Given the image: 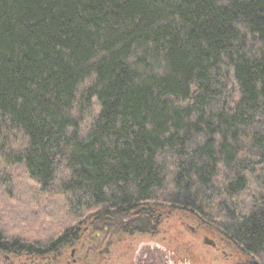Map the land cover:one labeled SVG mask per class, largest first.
Wrapping results in <instances>:
<instances>
[{
	"label": "trees",
	"instance_id": "1",
	"mask_svg": "<svg viewBox=\"0 0 264 264\" xmlns=\"http://www.w3.org/2000/svg\"><path fill=\"white\" fill-rule=\"evenodd\" d=\"M169 211L264 264V0H0V255Z\"/></svg>",
	"mask_w": 264,
	"mask_h": 264
},
{
	"label": "rangeland",
	"instance_id": "2",
	"mask_svg": "<svg viewBox=\"0 0 264 264\" xmlns=\"http://www.w3.org/2000/svg\"><path fill=\"white\" fill-rule=\"evenodd\" d=\"M16 184L21 188L18 178ZM22 211L29 210L24 208ZM0 226L23 231L22 223L17 219L7 220L0 216ZM47 228L34 232L41 233ZM72 250H75L73 258L77 259V262L70 264H81V255L86 250L83 243L61 249L54 264H69ZM141 252L151 253L155 263L157 261L156 264H239L243 261L237 248L228 244L217 233L198 226L183 214L169 211L165 212L159 227L152 234L112 235L99 249L100 256L97 257L96 263L133 264ZM47 261L46 258L45 262L37 263L23 256H12L10 260L0 255V264H48Z\"/></svg>",
	"mask_w": 264,
	"mask_h": 264
},
{
	"label": "flooded vegetation",
	"instance_id": "3",
	"mask_svg": "<svg viewBox=\"0 0 264 264\" xmlns=\"http://www.w3.org/2000/svg\"><path fill=\"white\" fill-rule=\"evenodd\" d=\"M74 255H75V250H72V252H71V257H72V259L70 260V262H68L69 264H70V263H75V262H77V259H74V258H73Z\"/></svg>",
	"mask_w": 264,
	"mask_h": 264
}]
</instances>
